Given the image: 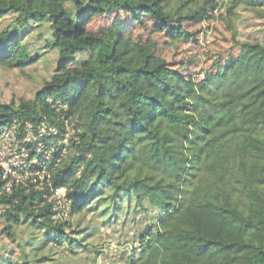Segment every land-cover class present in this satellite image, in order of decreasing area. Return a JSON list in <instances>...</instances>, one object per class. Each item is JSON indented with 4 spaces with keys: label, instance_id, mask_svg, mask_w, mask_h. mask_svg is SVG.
Here are the masks:
<instances>
[{
    "label": "trees",
    "instance_id": "trees-1",
    "mask_svg": "<svg viewBox=\"0 0 264 264\" xmlns=\"http://www.w3.org/2000/svg\"><path fill=\"white\" fill-rule=\"evenodd\" d=\"M221 1L237 17L241 7L261 6ZM219 6L0 0V20L12 14L0 30V64L22 73L34 65L40 54L24 38L43 23L58 54L51 80L32 98L0 99V135L33 134L21 144L30 154L14 166L19 180L9 191L13 175L5 177L0 162V231L15 243L1 264H264V41L239 39L230 18L238 54L195 76L126 29L151 19L152 31L170 41H196L185 24L202 23ZM96 16L109 21L99 31L90 29ZM68 119L76 125L65 144ZM69 145L74 152L65 156ZM45 169L44 178L20 175ZM59 188L64 207L52 198ZM118 225L127 229L119 241L130 244L127 256L101 263L106 247L91 239Z\"/></svg>",
    "mask_w": 264,
    "mask_h": 264
},
{
    "label": "rangeland",
    "instance_id": "rangeland-1",
    "mask_svg": "<svg viewBox=\"0 0 264 264\" xmlns=\"http://www.w3.org/2000/svg\"><path fill=\"white\" fill-rule=\"evenodd\" d=\"M219 10L215 15L202 23L185 24L187 29L196 34V41L189 42H173L170 41L164 33L152 31L153 21L148 19L146 25L140 26L137 23L132 25L126 24L128 33L133 34L138 40L145 42L153 41L157 47V55L170 63L171 67L188 72L195 76H201L203 69H213V61L219 56L226 57L228 55L238 54V47L232 37L231 31L227 28V21L232 18L238 29V38L241 40H261L264 41V0H260V9L249 10L241 7L238 10L239 16L229 15L227 9L229 3L219 0ZM12 14H8L0 20V30L9 24ZM109 22V21H108ZM104 17H93L90 23V29L99 31L105 28L108 23ZM48 23L34 25L32 31L28 33L24 42L29 45L32 53L40 54V59L32 66L26 68V72L22 73L17 68H7L0 64V99L3 102H11L13 100L32 98L37 89H39L46 80H51L56 71L57 51L49 49L45 43V38L49 36ZM86 55H83L85 57ZM69 133L65 139V144L70 142L74 136L75 120H66ZM44 132V131H42ZM32 132L21 141L14 128L3 130L0 135V161L2 163L11 162L13 166L25 165L29 156L25 145L31 141ZM42 149V147H40ZM74 152L70 145L65 148L64 155ZM49 154V152H48ZM38 159L32 163L37 162ZM49 170H41L39 172H27L20 174L22 178H28L39 174L42 178L48 175ZM65 191L62 193L64 195ZM58 207H64V200L61 197L56 199ZM2 219L0 217V230L2 229ZM117 227V228H116ZM116 227H104L100 231V235L93 237L95 243H99L105 248V254L99 259L101 263H110L116 260L122 263V256H127L130 244L121 246L119 241L124 239L125 232L118 231L119 225ZM115 228L117 230H115ZM130 228V227H128ZM15 247V243L9 240L3 232L0 231V264L3 263V254L5 251ZM8 254V253H7ZM110 254V255H109ZM12 256V254L9 253ZM18 253L12 257L16 258ZM80 260V259H79ZM81 264L89 263L88 260L82 258ZM83 261V262H82Z\"/></svg>",
    "mask_w": 264,
    "mask_h": 264
},
{
    "label": "built area",
    "instance_id": "built-area-1",
    "mask_svg": "<svg viewBox=\"0 0 264 264\" xmlns=\"http://www.w3.org/2000/svg\"><path fill=\"white\" fill-rule=\"evenodd\" d=\"M217 11L218 10H216V12ZM1 164L3 165V167L5 169V175H4L5 177H7L9 174H12L13 175V178L7 182V190L9 191L10 190L11 183L13 182V179L14 178H18V175H17V173L15 171V168H14L15 165L13 166V164L11 162H7L6 164L1 162ZM18 180H19V178H18ZM64 191H66V190L65 189H62V188L61 189L60 188L57 189L55 191L54 195L52 196V198L57 199L58 197H61L62 196V193Z\"/></svg>",
    "mask_w": 264,
    "mask_h": 264
}]
</instances>
